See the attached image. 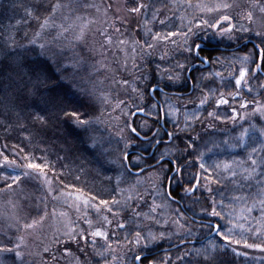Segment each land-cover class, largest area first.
<instances>
[{
	"label": "trees",
	"instance_id": "trees-1",
	"mask_svg": "<svg viewBox=\"0 0 264 264\" xmlns=\"http://www.w3.org/2000/svg\"><path fill=\"white\" fill-rule=\"evenodd\" d=\"M67 1L2 0L0 5V252L5 253L2 264H20L15 254L20 237L28 235L34 248L37 233H33L31 225L46 226L54 217L52 211L58 208L51 197L46 198L47 204L42 200L48 194L42 191L40 175L50 180L53 195H84L99 207L119 212L124 223L135 215L125 209V201L122 203L125 196L122 190L130 182H118L116 178L121 168L127 170L123 154L133 144L140 147L145 144L130 127L147 138L153 128L145 126L143 117L128 119L123 126L128 144L121 146L109 137L110 126L101 129L97 125L102 105L92 94L88 72L80 70L78 74L73 67L66 66L69 51L63 48L61 40L56 41L59 29L52 26L44 29L58 20ZM116 1L103 0L110 6ZM126 1L128 7L139 5L140 10L144 9L145 21L152 27L148 36L141 32L140 25L135 27L136 43L143 50L149 47L154 35L177 32L175 27L154 20L166 7L165 0ZM126 22L132 29L130 22ZM203 34L195 33L193 41L190 40L192 44L185 51L188 57L194 56L195 38ZM236 40L229 47L241 48L230 51L232 68L228 69L238 71L242 55L249 69L257 67L256 74L241 89L232 79H226L227 73L224 81L212 76L213 89L201 111L181 127L171 126L172 162L138 174L154 173L163 196L168 199L166 187L172 176V195L190 215L199 219L192 220L191 227L205 228L198 230L199 237L166 239L151 247L129 244V252L117 254L116 260L109 264H264V117L248 116L254 103H264V42L254 40L256 47L248 42L250 38ZM63 41L66 46L68 42ZM186 57L183 65L187 64ZM142 59L144 68L139 69L136 85L132 82L130 88L139 91L143 98L139 108L146 109L152 102L151 86L175 89L177 83L160 77L161 71L169 69V63L153 62L145 55ZM221 96L227 97L225 104L218 103ZM226 167L228 171L224 170ZM197 211H203L204 215L198 217ZM46 214L47 221L38 224ZM134 223L132 220L126 231L117 230V235L126 233L130 237L125 240L119 237V241L127 244L138 232ZM193 240L195 243H190ZM210 242L216 245L214 250L200 253L199 247ZM55 246L61 252L71 250L77 255H90L92 246L101 247L100 243L87 242V249L82 239H65ZM109 258L102 250L100 257L89 263L104 264Z\"/></svg>",
	"mask_w": 264,
	"mask_h": 264
},
{
	"label": "rangeland",
	"instance_id": "rangeland-1",
	"mask_svg": "<svg viewBox=\"0 0 264 264\" xmlns=\"http://www.w3.org/2000/svg\"><path fill=\"white\" fill-rule=\"evenodd\" d=\"M1 2L2 0L0 5ZM126 2V0H118L110 6L108 5L110 3L104 4L103 0H69L64 3L61 13L58 11L60 13L58 20L44 27L46 29L52 26L59 29L56 41L61 40L64 43L63 48L69 51V61L65 65L73 67L74 72L78 71V74L80 70L88 72V83L92 94L102 105L96 123L101 129L110 126L112 131H109V137L118 141L121 146L128 144V137L124 135V124L128 119L131 120L134 112L143 110L139 108V104L143 102L142 95L137 89H133V86L132 89L130 88L132 82L136 85L140 76L139 69L144 68L143 55L148 59L152 58L150 60L153 62L169 63V69L161 71L160 77L167 82H175L178 73L185 69H179L177 72L181 64H184L182 58L188 57L184 49L191 46L192 33L194 35L211 30L213 36L224 45L236 43V38L240 37L250 38L248 42L256 47L258 44L255 41L264 42V0H165L166 7L154 20L160 25L175 27L177 32L167 36L165 33L154 35L149 47L143 50L141 45L136 43L135 27L137 24L140 25L141 32L147 36L152 27L145 21L144 9L140 10L139 5L128 7ZM126 21L130 22L132 29L128 28ZM63 40L68 42L66 46ZM238 47L241 48L240 45ZM239 62L238 71L228 69L224 73L228 74L229 78L226 79H232L238 89H241L258 69L257 67L249 69L245 65V56L241 55ZM228 67L232 68V63ZM117 70L118 74L114 76ZM94 78L96 81L93 80ZM253 91L256 92L254 89ZM166 101L168 107L166 118L168 122L176 125L178 113L175 110V100L168 98ZM220 101L225 104L227 97L224 96ZM253 106V110L248 111V116L264 117V103L257 101ZM130 108L134 110L129 112ZM157 111L158 108L153 107L149 112L156 115ZM246 115L247 112H244L243 117ZM191 116L188 115V120ZM137 159L139 158L134 160L135 164L140 162ZM224 170L228 171V168ZM39 180L42 191L48 194L42 197L44 203L47 204L48 197H51L56 201L58 208L52 211L54 217L52 221L48 220L46 226L35 223L31 225L33 233H37L34 248L29 244L31 240L27 238L28 235L20 237L15 251L20 264H91L89 262L100 257L102 250L107 257H110L104 261V264H109L116 260L117 254L124 255L129 252L127 249L129 244L134 247H151L166 239L199 237L201 234L198 230L205 228L191 227L194 216L190 215L191 218H187L173 201L163 196L154 173L133 176L124 168L120 169L116 180L125 181L127 184L130 182L122 190L125 193L122 203L125 201V209L135 214L125 223L122 215L112 208L99 207L80 194L53 195L50 180L45 175H40ZM202 212L197 211L196 215L201 217L204 215ZM46 217L47 214L37 223L47 221ZM132 220L138 232L125 244L119 241V237L122 240L130 237L126 233L117 235V230L123 228L126 231ZM25 238L29 240L28 243ZM65 239L69 241L82 239L87 249V242L100 243L101 247L95 249L92 246L90 251L92 255L89 253L77 255L71 250L61 252V249L55 245ZM215 247L216 245L210 242L206 246L199 247V252L208 253ZM188 251L192 252V248ZM188 251L187 255L190 253ZM4 255V252H0L1 264L5 262Z\"/></svg>",
	"mask_w": 264,
	"mask_h": 264
},
{
	"label": "flooded vegetation",
	"instance_id": "flooded-vegetation-1",
	"mask_svg": "<svg viewBox=\"0 0 264 264\" xmlns=\"http://www.w3.org/2000/svg\"><path fill=\"white\" fill-rule=\"evenodd\" d=\"M192 35L190 40L193 41L194 35ZM217 40L216 37L213 36L212 31L206 32L195 38L193 44L194 56L186 57L187 64H181V68L179 67L177 69L178 72L179 69L185 68L183 69L184 72L181 70L178 73L179 76L176 73L178 77L175 78L176 81L174 83H177L175 89L158 86L156 84L150 87L149 94L152 102L148 108L143 109L145 111L144 116H134L132 120L141 117L145 118V126L147 128L152 127L153 131L149 138L142 136L144 139L141 140L145 143L142 147L133 144L131 145L132 148L124 154L125 167L131 174H139L141 170L144 171L154 167H160L163 166L164 162L171 161V154L168 152L171 148L170 144L173 141L174 135L173 128H171L173 124H171L170 121L168 122L166 118L168 113L166 100H168V98H174L176 103L175 110L178 113V122L173 126L181 127L184 122H187L189 114L195 115L197 111H201L208 95L213 89L212 86L214 82L211 77L215 76L217 79H224V71L228 70V66L230 65V51L236 50L239 47L230 48L229 45H224L223 42L220 43L219 40ZM184 50H187V48ZM224 57L226 58L224 59ZM262 73L264 75V72ZM155 86L160 87L162 90L153 89ZM222 98H224V96L218 98V103L223 102H219ZM153 107L158 108L156 115L155 113L150 114L149 112ZM130 129L135 135L138 133L134 128L130 127ZM132 154L134 155L132 156ZM136 158H139L137 159L140 160L139 164L134 163ZM136 167L141 168L136 171L134 169ZM171 181L172 176L169 177L166 187L170 199L179 206L180 211L188 217H191L182 202L176 196L172 195ZM140 257L141 256L138 257L139 260L142 258Z\"/></svg>",
	"mask_w": 264,
	"mask_h": 264
},
{
	"label": "water",
	"instance_id": "water-1",
	"mask_svg": "<svg viewBox=\"0 0 264 264\" xmlns=\"http://www.w3.org/2000/svg\"><path fill=\"white\" fill-rule=\"evenodd\" d=\"M153 89H161L160 87H158V86H155ZM162 90V89H161ZM144 114H145V111L144 110H138V111H136V112H134V114H133V116H137V115H140V116H144ZM136 135L140 138V139H144L139 133H136ZM127 157V156H126ZM143 170H141V171H139V173L140 172H142ZM192 220L193 221H198V219H196V218H194V217H192ZM190 243H195V241H191Z\"/></svg>",
	"mask_w": 264,
	"mask_h": 264
}]
</instances>
